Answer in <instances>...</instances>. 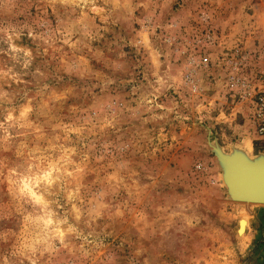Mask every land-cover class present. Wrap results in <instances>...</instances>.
Listing matches in <instances>:
<instances>
[{"label":"rangeland","instance_id":"1","mask_svg":"<svg viewBox=\"0 0 264 264\" xmlns=\"http://www.w3.org/2000/svg\"><path fill=\"white\" fill-rule=\"evenodd\" d=\"M261 91L264 0H0V264H264Z\"/></svg>","mask_w":264,"mask_h":264},{"label":"bare ground","instance_id":"2","mask_svg":"<svg viewBox=\"0 0 264 264\" xmlns=\"http://www.w3.org/2000/svg\"><path fill=\"white\" fill-rule=\"evenodd\" d=\"M248 151L249 143L246 142L244 145L240 146V148L237 147L231 150V153H229L231 157L228 161L224 160L221 162L224 165L226 171L230 173L232 182L235 183V185L238 186L239 189H241L243 186L246 189H250V191H253L255 193L261 192L264 194V185L257 187V185L261 184V182L264 181V179L260 178V174L262 173H257V176L251 173V175L249 174V169H251L250 167H253L257 164H264V154L259 153L256 155H248ZM257 169H260V167H257ZM245 227L246 221L244 219V221L242 220L239 223V233H242Z\"/></svg>","mask_w":264,"mask_h":264},{"label":"water","instance_id":"3","mask_svg":"<svg viewBox=\"0 0 264 264\" xmlns=\"http://www.w3.org/2000/svg\"><path fill=\"white\" fill-rule=\"evenodd\" d=\"M218 157L220 158V161H224V160L228 161L231 156H230V154L224 155V154H221V152H218ZM257 167H260V169H257ZM250 168L251 169H249V174L251 173V174L257 176L258 174L262 173V174H260V178L264 179V176H263L264 175V173H263L264 172V164H257L253 167H250ZM237 173H238V171H237ZM223 176H224V181H225V184L227 186V189L233 198L238 199V200H245L247 202H251L254 204L264 205V194L263 193H261V192L255 193L253 191H250V189H246L243 186L241 189H239L238 186H236L235 183L232 182L231 175L229 172L226 171L225 167H224V175ZM261 185L262 186L264 185V181L261 182V184L257 185V187H260ZM244 190H246V191H244Z\"/></svg>","mask_w":264,"mask_h":264},{"label":"built area","instance_id":"4","mask_svg":"<svg viewBox=\"0 0 264 264\" xmlns=\"http://www.w3.org/2000/svg\"><path fill=\"white\" fill-rule=\"evenodd\" d=\"M237 54H242L243 52H236ZM244 59V55L241 57ZM239 85V79L235 77L230 79L229 87L230 89ZM240 87L244 88L245 83L240 82ZM249 119L253 126V131L257 136H264V91L257 92L252 98V104L250 108Z\"/></svg>","mask_w":264,"mask_h":264},{"label":"clouds","instance_id":"5","mask_svg":"<svg viewBox=\"0 0 264 264\" xmlns=\"http://www.w3.org/2000/svg\"><path fill=\"white\" fill-rule=\"evenodd\" d=\"M50 159L52 158L45 156L43 154L37 156H30L23 164H16L13 165L12 167H16L18 171H22L25 168H29L31 171H40L41 169L47 167V164ZM37 190L45 195L48 192V188H46L44 185L38 186Z\"/></svg>","mask_w":264,"mask_h":264}]
</instances>
